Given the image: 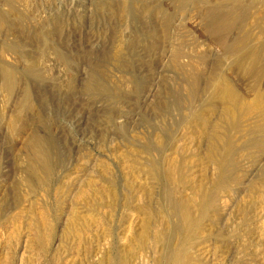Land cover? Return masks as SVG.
Returning <instances> with one entry per match:
<instances>
[{"label":"rangeland","instance_id":"obj_1","mask_svg":"<svg viewBox=\"0 0 264 264\" xmlns=\"http://www.w3.org/2000/svg\"><path fill=\"white\" fill-rule=\"evenodd\" d=\"M0 264H264V0H0Z\"/></svg>","mask_w":264,"mask_h":264},{"label":"bare ground","instance_id":"obj_2","mask_svg":"<svg viewBox=\"0 0 264 264\" xmlns=\"http://www.w3.org/2000/svg\"><path fill=\"white\" fill-rule=\"evenodd\" d=\"M67 39V38H66ZM66 43H67V41H66ZM152 42L150 41L148 44H147V47L148 48H151L152 47ZM11 83H12V78H11V76H8V78H7V84L10 86L11 85ZM45 100H47V97L45 98ZM176 101H177V99H176ZM179 101V100H178ZM176 104V103H175ZM179 104V103H178ZM177 105V104H176ZM174 108H176V107H174ZM81 116V115H80ZM79 116V117H80ZM73 118H74V116H73ZM77 121V120H76ZM80 121V120H79ZM78 122V121H77ZM82 126V125H81ZM45 154L46 153H44V152H40V153H37V156H36V159L37 160H39L40 162H41V166L44 168V165H45V161H44V156H45Z\"/></svg>","mask_w":264,"mask_h":264}]
</instances>
